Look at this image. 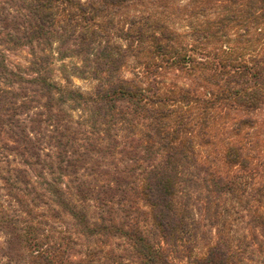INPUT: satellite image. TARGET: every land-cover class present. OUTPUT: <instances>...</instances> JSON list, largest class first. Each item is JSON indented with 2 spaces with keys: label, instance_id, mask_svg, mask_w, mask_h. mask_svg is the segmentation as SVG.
Returning a JSON list of instances; mask_svg holds the SVG:
<instances>
[{
  "label": "trees",
  "instance_id": "obj_1",
  "mask_svg": "<svg viewBox=\"0 0 264 264\" xmlns=\"http://www.w3.org/2000/svg\"><path fill=\"white\" fill-rule=\"evenodd\" d=\"M0 264H264V0H0Z\"/></svg>",
  "mask_w": 264,
  "mask_h": 264
},
{
  "label": "rangeland",
  "instance_id": "obj_2",
  "mask_svg": "<svg viewBox=\"0 0 264 264\" xmlns=\"http://www.w3.org/2000/svg\"><path fill=\"white\" fill-rule=\"evenodd\" d=\"M126 74H128V71L125 72ZM75 83L84 87V88H90L91 85H92V81L90 80H78V79H75ZM203 252V248L200 246L196 249L195 253L197 255L201 254Z\"/></svg>",
  "mask_w": 264,
  "mask_h": 264
}]
</instances>
